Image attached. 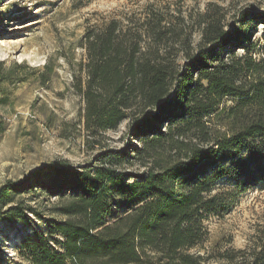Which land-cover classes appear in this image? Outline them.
<instances>
[{"label":"trees","instance_id":"trees-1","mask_svg":"<svg viewBox=\"0 0 264 264\" xmlns=\"http://www.w3.org/2000/svg\"><path fill=\"white\" fill-rule=\"evenodd\" d=\"M225 18L221 5L207 4L195 42L157 11L85 30L73 81L84 129L98 137L125 122L140 143L136 158L150 165L127 173L126 151L109 150L83 166L60 159L2 184L0 221L38 220L21 244L31 264H211L212 256L189 251L205 234L202 220L224 216L264 184V59L253 57L250 40L259 21L264 41V11ZM22 195L57 198L52 211L62 218L42 217ZM215 258L264 264V235Z\"/></svg>","mask_w":264,"mask_h":264},{"label":"rangeland","instance_id":"rangeland-1","mask_svg":"<svg viewBox=\"0 0 264 264\" xmlns=\"http://www.w3.org/2000/svg\"><path fill=\"white\" fill-rule=\"evenodd\" d=\"M209 3L225 9L227 24L241 9L264 11V0H0V61L6 76L0 82V186L60 159L83 166L109 150L126 151L127 161L120 165L125 172L147 169L150 163L143 166V159L136 158L134 146L140 143L126 133L125 122L98 137L84 129L83 102L73 87L84 60L80 41L88 27L110 19L138 21L157 11L166 21L191 30L195 42L199 14ZM254 27L252 55L261 60L263 25L257 21ZM21 199L44 218H62L52 211L59 205L57 198L22 195ZM30 219L24 224L0 221V264H31L21 245L38 222L31 214ZM202 226L201 242L189 251L212 256L211 264L226 263L217 255L252 246L264 235V184L248 188L224 216H205Z\"/></svg>","mask_w":264,"mask_h":264}]
</instances>
